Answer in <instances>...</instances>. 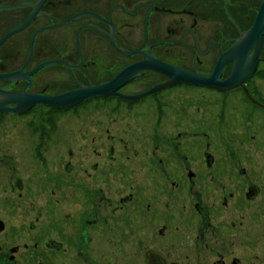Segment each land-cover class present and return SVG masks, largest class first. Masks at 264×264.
<instances>
[{
    "label": "flooded vegetation",
    "instance_id": "flooded-vegetation-1",
    "mask_svg": "<svg viewBox=\"0 0 264 264\" xmlns=\"http://www.w3.org/2000/svg\"><path fill=\"white\" fill-rule=\"evenodd\" d=\"M263 3L264 0H0V108L4 106L5 94L56 98L84 88L126 81L114 94L89 97L67 110L37 103L20 115L1 112L0 120L9 115L30 116L32 122L37 117L43 122L53 120L59 112H74L96 102L102 103L104 110L109 105L114 107L111 111L127 109L128 117L121 118L123 124L116 123L118 126L134 121L132 126L157 127L163 120L162 125L170 120V101L178 90L212 94L218 106L209 108L199 118L218 119L219 128L224 116L237 106L242 114L247 109L249 116L264 114V98L253 87L255 80L264 82V43L253 74L233 88L225 85L236 64L243 60L242 49L232 48L253 27ZM254 53L255 48L248 50L247 63L253 60ZM128 68L129 75L122 76ZM185 74L205 80L215 75L217 84L188 82ZM16 106L6 104L10 110ZM212 110L217 113L211 117ZM43 115L46 118L41 119ZM184 120L181 126L188 127L190 120L197 119L190 116ZM41 126L45 128L36 123L32 132L39 134L38 147L33 151L49 149L44 144L48 133ZM181 126V130H187ZM169 128L160 138L171 145L177 157L183 154L185 161L192 162L179 171L181 178L172 184L168 202L158 195L161 182H152L162 181L161 163L166 161L155 162L148 155L145 169L140 172L146 182H151L149 191L158 200L138 201L143 198L139 193L143 187L130 186L132 191L119 197L116 207L102 211L94 192L91 196L88 193L93 205L80 207V222L65 224L59 240L48 234L45 239L38 234L35 223L29 222L27 230L34 240L29 244L0 245V264H264V206L252 209L257 215L256 229L247 223L253 217L244 206L262 195L264 183L257 180L243 188L242 181L256 178L244 176V160L219 161L215 153H203L205 146L213 149L207 133L199 142L195 136L176 133L177 127ZM219 128V135L226 137ZM157 132L158 129L150 137L154 140L153 150L158 148ZM194 152H198L197 159L192 158ZM99 165L92 164L93 175L84 169L91 186H100L96 178L111 173ZM65 166L67 173L75 171L71 163ZM196 185L199 198L193 199ZM215 185L216 189L207 193L208 187ZM14 189L22 197L21 179H16ZM207 194L209 200L204 207ZM235 194L239 206L229 208L228 202ZM87 195L85 191L84 196ZM65 219L70 220L71 215L65 214ZM4 228L0 219V233Z\"/></svg>",
    "mask_w": 264,
    "mask_h": 264
},
{
    "label": "rangeland",
    "instance_id": "rangeland-1",
    "mask_svg": "<svg viewBox=\"0 0 264 264\" xmlns=\"http://www.w3.org/2000/svg\"><path fill=\"white\" fill-rule=\"evenodd\" d=\"M253 87L258 88L264 98V82L257 83L255 80ZM175 94L170 101L171 109H169L170 116L168 117L170 120L162 125L163 120L157 127L132 126L134 121L128 125L118 126L116 123L123 124L121 118L127 116V109L111 111V108L114 107L109 105L107 110H104L101 109L102 103L97 104L96 102L78 107L74 112H59L55 114L53 120H45L44 114L41 116V119H44L43 122L38 121L37 117L35 122H32L30 116L5 115L4 118L2 117L0 120V219L3 220L5 228L0 233V245L31 243L34 239L31 238L33 234L27 230L29 222L35 223L38 234L44 236L48 234L59 240L60 230L64 228L65 224L69 223L70 226H73L80 222L83 213L80 207L93 205V198H89L88 193L91 196L94 192V199L102 205L100 208L102 211L105 210L104 208L116 207L118 198L132 191L130 186L143 187L139 191L143 198L140 197L138 201H142V199L158 200V196L149 191L151 182H146L142 177L145 175L141 174L145 169L144 163L148 155L153 156L155 162L158 159L166 161L164 165V162L161 163V171L164 176L159 177L162 178V181L156 179L152 182H154L153 184L161 182L158 185V195L168 202L171 198L172 184L181 178L179 171L183 170L188 162H192L191 160L185 161L183 154L181 157H177L178 155L172 151L171 145L160 138V134L164 135L170 126L179 128H176L175 132L181 131L183 137L192 135L199 142L205 138L203 137L204 133H207L211 137L213 149L208 150L209 148L205 146L203 153H215V159L219 161L244 160L241 165L247 169L244 176H256V178H252L254 181H242L243 188L257 180L259 184H263L264 114L249 116L246 114L248 112L246 108L247 110L243 113L246 115L243 116L239 106L230 110V115L224 116L225 121L220 125L223 135L226 136L223 138L218 133V119L212 118L206 121V118H201V120L199 118L201 114L207 113L209 108L218 106V101H214L212 94L201 90H190L183 93L178 90ZM203 94H205L204 97ZM213 113L217 112L212 110L211 117L214 115ZM190 116H196L197 120L195 122L190 120L189 128L181 126L180 122H185L184 118ZM130 117L132 118V115ZM244 117L246 118L244 119ZM250 118H252V123L249 122ZM219 120L221 121V118ZM36 123L45 126V128L41 127L48 133L44 144L45 147L48 145L49 149L44 150L42 147L40 150H32L34 147H38L39 134L32 133L36 130L34 127ZM180 126L187 130H181ZM107 129L110 130L109 133H107ZM157 129L159 131L157 132L158 148L153 150L154 140L150 137ZM194 146L192 145V147ZM169 153L170 157H168ZM197 153H192V158L197 159L199 156ZM248 160L250 162L247 164ZM107 161H112V163L108 164ZM95 162L100 164L101 169H108L107 172H111L96 178V181L101 183L100 186H91L84 173V169H87L88 173L93 175L92 164ZM67 163L74 165V172H66L65 165ZM181 165L183 166L181 167ZM171 172L176 173L173 176ZM122 173L127 174L126 177ZM16 179L23 181L22 197L14 189ZM260 179L263 180L259 182ZM144 181L148 187L144 185ZM84 189L88 197L84 196L85 191H82ZM215 189L216 185L209 186L207 193ZM192 192H194L193 199L199 198L197 185L194 186ZM225 197L228 198V194ZM221 198H223L222 193L218 197L219 203ZM208 200L207 194L203 202L204 207ZM244 200L246 201V199ZM237 201L238 196L235 194V197L229 200L228 207L239 206ZM244 206L248 208L246 213L253 217V220L250 219L247 223L251 222L256 229L257 226L254 223H258V220H256V213H252V209L264 206V192L258 199L249 201V204L245 202ZM118 213L119 211L113 217H116ZM65 214H70L71 219H65ZM246 234L251 233L247 231ZM44 238L48 239L47 236Z\"/></svg>",
    "mask_w": 264,
    "mask_h": 264
},
{
    "label": "water",
    "instance_id": "water-1",
    "mask_svg": "<svg viewBox=\"0 0 264 264\" xmlns=\"http://www.w3.org/2000/svg\"><path fill=\"white\" fill-rule=\"evenodd\" d=\"M264 3L260 7L258 11V15L256 19L254 20L253 27L246 32L244 37L240 40L239 44L236 46H233L232 51L234 49H242V57L243 60L239 61L238 64H236L235 70L233 71V74L227 79L225 82L228 87L233 88L234 86L240 85L241 83L244 82V79L248 78L250 75L253 74L254 72V65L257 60V55L260 52L261 48L263 47L264 43ZM250 48H255V53L253 55V60L250 63H247V60L245 58L246 53ZM231 51V53H232ZM242 65V66H241ZM163 68H173L169 66H163ZM130 73V68L124 70L121 74L122 76L129 75ZM187 78L188 82H193L195 84H206V85H211V84H217V81L215 80V75L211 77L209 80H205L202 77H198L195 75H190V74H185L184 75ZM126 81H123L124 83ZM115 82H111L110 84L106 85H100V87H91V88H84L80 89L76 92H71L67 93L66 95H61V96H56V98H43L39 96H28L25 93L22 95H17V94H5V101H3V105L0 108V113L1 112H6L9 114H23L30 109H32L35 104L37 103H43L46 104L50 107L53 108H58V109H63L67 110L72 107L78 106L82 101L86 100L89 97L96 96L100 97L102 95H111L114 94L115 89L119 87V85H122L120 83L119 85L114 84ZM10 103H15L17 104L16 108H13L12 110L8 109L6 107V104Z\"/></svg>",
    "mask_w": 264,
    "mask_h": 264
}]
</instances>
